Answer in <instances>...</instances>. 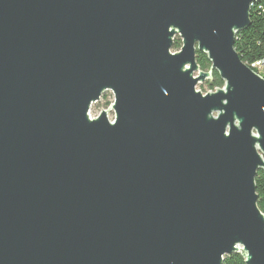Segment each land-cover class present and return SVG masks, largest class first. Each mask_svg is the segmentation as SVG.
I'll list each match as a JSON object with an SVG mask.
<instances>
[{
	"label": "water",
	"instance_id": "obj_1",
	"mask_svg": "<svg viewBox=\"0 0 264 264\" xmlns=\"http://www.w3.org/2000/svg\"><path fill=\"white\" fill-rule=\"evenodd\" d=\"M257 1L0 0V264H264Z\"/></svg>",
	"mask_w": 264,
	"mask_h": 264
},
{
	"label": "trees",
	"instance_id": "obj_2",
	"mask_svg": "<svg viewBox=\"0 0 264 264\" xmlns=\"http://www.w3.org/2000/svg\"><path fill=\"white\" fill-rule=\"evenodd\" d=\"M182 40L175 39L173 49L180 50ZM235 50L242 61L253 71L264 78V0H258L252 5L250 11V26L240 31L235 39ZM197 63L202 71L208 72L211 69V62L204 53H197ZM257 63H263L260 68L254 67ZM211 90L224 87V82L217 73H213ZM257 194L259 195V209L264 214V172H259L256 179ZM223 264H246L241 254H233L225 257Z\"/></svg>",
	"mask_w": 264,
	"mask_h": 264
},
{
	"label": "rangeland",
	"instance_id": "obj_3",
	"mask_svg": "<svg viewBox=\"0 0 264 264\" xmlns=\"http://www.w3.org/2000/svg\"><path fill=\"white\" fill-rule=\"evenodd\" d=\"M175 39H181L179 36H177ZM175 51L174 49L172 50L173 53H177L179 52ZM198 75V73H195V77ZM211 83V80H206L205 82L199 83L196 87L197 91H200L202 94L206 95L209 92L212 93L214 92L213 90H211L209 84ZM114 94L111 91H106L101 99L97 102L94 103L91 106L90 109V116L94 119L100 116V114L102 113V111L107 113L108 119L110 122H113L115 120V112L114 110H112V108H110L111 106H113L114 104ZM110 108V109H109Z\"/></svg>",
	"mask_w": 264,
	"mask_h": 264
},
{
	"label": "built area",
	"instance_id": "obj_4",
	"mask_svg": "<svg viewBox=\"0 0 264 264\" xmlns=\"http://www.w3.org/2000/svg\"><path fill=\"white\" fill-rule=\"evenodd\" d=\"M263 65V63H257L254 65V67L256 68H260L261 66ZM258 74V73H257ZM259 75V74H258ZM90 115V114H89ZM90 119H93L91 116H90ZM95 119V118H94Z\"/></svg>",
	"mask_w": 264,
	"mask_h": 264
}]
</instances>
